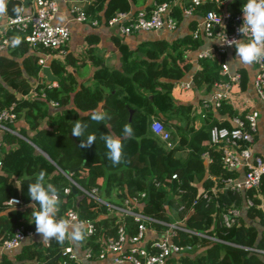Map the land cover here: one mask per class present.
<instances>
[{"label": "trees", "instance_id": "1", "mask_svg": "<svg viewBox=\"0 0 264 264\" xmlns=\"http://www.w3.org/2000/svg\"><path fill=\"white\" fill-rule=\"evenodd\" d=\"M245 2L246 0H233V12L240 11ZM19 4L18 0L9 1L7 7L11 16L17 14L14 8L19 7ZM129 7L130 0H92L83 10L87 17L101 19V22L107 24V20L115 11H127ZM178 7L172 12L177 19L176 26L183 18L181 8ZM214 7V2L207 0L200 5L199 12L204 14L207 9ZM19 41L11 51V55L18 58L0 55V106L15 103L18 116L25 112L23 120L27 128H21V132L29 141L9 133L2 136V144L9 142L10 147L0 155V239L10 236L15 227L22 223V219L26 218L25 215L28 228L36 229L31 221L32 207L27 214L17 207H10L6 213H1L7 208L5 201L12 194H16L12 189L15 177L19 179L17 194L21 202H31L33 205L34 202L28 195V187L30 183L35 182L39 172L44 170L46 182L52 183L59 191L61 204L57 216H61L65 209L73 207L78 211L80 218L94 219L98 227L97 232L91 235L87 244L96 247L99 245V242L95 241L97 237L115 233L119 213L87 194L83 195L76 207L77 195L82 191L76 187L77 192L74 193L70 180L58 167L71 172L72 179L82 187L90 189L97 186V194L102 193L103 198L111 202L118 203L126 195L145 189L148 196L142 199L140 210L166 220L175 217L173 210L177 206L176 199L188 200L195 194L196 186L191 185L192 182H198L207 188L213 183V176L206 175L232 174L221 166L219 151L214 149L210 141L209 128L217 123L216 118L196 130L181 134L183 138L179 143H186V156L175 154L181 145L166 147L150 128L153 119H159L163 123L161 115L168 113L173 101L171 90L174 82L182 79L191 70L192 62L187 52L195 50L201 43L200 37L194 38L191 31L171 40H144L134 50H130L118 38L115 42L120 52V65H100L90 78L81 83H78L76 74L68 71L65 66L52 63L54 73H59L55 80L56 85L39 82L33 89L37 95L32 99L22 97L32 90L26 76L36 77L39 65L36 63V56L28 52L27 42L23 38ZM199 61L201 69L196 71L194 82H205L208 89L212 82L221 76L216 62L207 59ZM15 91L22 96L18 97ZM49 100L56 101L60 107L54 114L48 111ZM93 109H102L111 119L103 123L92 121L88 114ZM217 110L229 116L238 114L228 105H223ZM240 115L243 116V113ZM77 121L88 124L85 135L94 134L97 137L90 148L78 147L81 139L86 137L70 136ZM104 123L110 127H105ZM125 124L133 129L130 137H124ZM27 129L33 132L29 133ZM109 133L122 138L124 160L119 165H113L108 159L105 142L100 139L102 134ZM35 147L46 153L49 159ZM205 151L212 157L210 162L203 159L202 154ZM173 172L178 174L186 191L181 196L170 197L166 191L156 189L149 182L150 177L162 179L169 177ZM176 184V181L172 182L173 191ZM66 187H70L68 192H65ZM252 191L248 194H252ZM260 192L264 196V176ZM219 198L220 201H229L239 200L241 196L227 192L221 193ZM254 200L255 206H242L240 223L228 229L216 226L215 230L221 238L264 249V237L261 235L264 228V211L259 206L260 199L256 197ZM218 210L214 199L206 200L200 196L194 210L186 218L185 225L204 231L212 223L213 216H218ZM123 219L128 230L134 231L136 225L133 217L127 215ZM174 240L200 241V247L204 248L196 255L194 252L199 247L183 254L172 255L167 264H176V261L180 262L179 264H264V252L246 250L220 241L213 242L184 231H179ZM66 244L67 240L60 244L55 239H52L48 246L41 243L24 244L16 254V263L33 264L37 261L41 264H57L58 259L48 261ZM0 264L14 262L3 254Z\"/></svg>", "mask_w": 264, "mask_h": 264}, {"label": "built area", "instance_id": "2", "mask_svg": "<svg viewBox=\"0 0 264 264\" xmlns=\"http://www.w3.org/2000/svg\"><path fill=\"white\" fill-rule=\"evenodd\" d=\"M214 8L207 9L201 21L192 30V36L199 38L204 36L215 40V44L197 50L196 59H209L216 62L219 66L220 78L212 82L211 93L208 98L203 99L204 107L218 109L223 105H228L235 109L238 114L229 118L230 125L214 123L209 128L210 141L216 151H219V162L221 166L231 171V175L213 176V183L209 187H204L198 182V190L191 199H176L177 206L173 212L176 214L172 220H166L144 213L139 207L142 206V199L148 196L145 189L137 190L132 195H126L120 202H111L97 194L98 187L90 189L78 185L71 177V172H64L70 180L71 186L79 188L83 194H87L96 200L108 205L110 210L117 211L116 230L114 234L99 236L95 241L98 246L87 244L91 235L97 232V224L94 219H82L76 208L69 207L64 214L58 218L69 219L74 223L85 225V238L81 242H75L82 249L79 255L70 242L62 246L59 250L57 264H103L107 254L111 255L110 264H167L172 255L183 254L188 250L200 247V241L178 242L174 236L179 231L205 237L210 241H220L227 244L242 247L246 250L264 252V249L250 245H241L232 241L225 240L217 233L216 226L228 229L240 223L242 206H255L254 198H259V206L264 211V196L260 192V184L264 176V159L256 153L252 147L255 133L257 130L258 112L250 110L240 115V102L233 100L234 87L240 85V73L230 71L226 55L230 49L236 56L234 45L229 46L224 43L227 38L244 39L238 28L243 23L242 9L233 12L229 8L222 6L223 0H212ZM203 3V0H160L154 1L149 12L138 10L133 15L127 11H115L107 20L108 25H116L121 35H130L142 30H158L165 28L173 31L177 26V19L172 15L174 7L179 6L184 14L191 15ZM32 9L28 12L21 11L16 15L9 16L6 21V31L0 35V51L14 48L17 43L15 40L23 38L32 47H43L46 49H61L68 41L70 36L69 26L65 23L54 22L58 11L56 0H31ZM76 19L88 20L91 24L98 23L97 18L88 19L83 9L72 7ZM47 54L40 56L38 61L43 65ZM256 72L253 77V85L258 97L264 105V61L254 63ZM180 85L187 89L189 82H181ZM36 94V93H35ZM51 104L57 105L56 101ZM15 103L8 106H0V130H4L16 135H20L14 125L18 113L15 111ZM150 128L168 148L173 144L170 140L171 133L164 126L161 120L153 119ZM209 157L208 151L203 153ZM1 165V161H0ZM241 169V172L238 170ZM176 181L173 194L172 182ZM156 189L164 190L170 197L181 196L186 192L182 186V180L176 172L169 177L158 179L150 177L149 181ZM65 192L70 187L65 188ZM252 194H248L249 191ZM231 192L240 195L241 199H231L220 201V194ZM202 196L206 200L214 199L218 210V216H213V221L204 231L189 228L185 225L186 218L194 210L198 198ZM103 198V199H102ZM19 203L20 198L11 196L8 203ZM168 213V211H167ZM130 215L136 225L134 231H129L123 217ZM32 230L25 225H18L12 234L1 241L2 248L12 250L19 246L24 239L32 234ZM156 232H161L159 237ZM223 233V232H222ZM264 237V228L261 231ZM50 244V240L45 243ZM180 262L176 261V264Z\"/></svg>", "mask_w": 264, "mask_h": 264}, {"label": "crops", "instance_id": "3", "mask_svg": "<svg viewBox=\"0 0 264 264\" xmlns=\"http://www.w3.org/2000/svg\"><path fill=\"white\" fill-rule=\"evenodd\" d=\"M9 1L11 0H5V5L7 9L6 14L4 16H0V35L7 30L6 21L7 18L11 16L8 13V7H7ZM18 1L20 3L19 7L22 9V11L28 12L32 9L31 0H18ZM154 1H160V0H130V7L127 10V12L129 13V15L135 14V12H137L138 10H145L149 12V9L152 7ZM205 1L207 0H203V3ZM232 1L233 0H223L222 6H225L226 8H229L230 10L234 11L231 5ZM56 2L58 6V11L55 15L54 22L62 23V24L65 23L69 26L70 29L69 39L61 49H46L43 47H32L27 43L28 52L36 56V63L39 65V69L36 77L26 76L29 84L31 85L32 90L29 93L25 94L24 96H22L19 93H16L15 91V94L18 95V97L22 96L23 98H28V99H32L33 97H36L37 94H35L36 92L33 89H35V87L39 82H47L50 83L51 85H56L55 80H48L47 77L43 74L42 67L45 65L50 66L51 72L54 75H56L57 78L59 73L58 74L54 73V69L51 66V64L55 63L56 65L65 66V68L68 71L76 74L78 83H81L87 78H90L93 71L100 65H104V64H107L108 66L120 65V61H119L120 52L115 42L116 39L119 38L123 43H125L128 46L130 50H134L136 49L138 44L144 40L156 39V38H165L171 40L175 37L189 33V31H191L192 33V30L201 21V18L203 16V14H200L199 12L200 6L191 15L184 14L181 9L183 18L181 19L178 26L173 31H169L165 28H161L158 30L137 31L130 35L123 36L120 34L116 25L105 24L104 22H101L102 21L101 19L97 18L98 23H96V25L91 24L88 20L82 21L76 19L74 12H72L70 9L72 7L85 9L86 6L92 2V0H56ZM174 9L176 8L174 7ZM12 10L13 8H11V11ZM87 18L93 19L90 17ZM200 39H201L200 46L193 51L189 50V52H187L192 62V67L190 72L187 73L182 79L174 82V86L172 87L171 90L173 101L169 106L168 113L165 115L163 114L161 115V117L163 118V124L166 125L165 127L171 133L170 140L173 144L172 147H174L175 145L182 146L180 149L175 151L176 155L186 156L187 154V148L184 147L186 143H182V144L179 143L181 141V138H183L181 134H183L184 132L186 133L188 131L191 132L193 130H196L201 125H204L208 121H211V119L213 118L214 119L216 118L217 123L223 122V124L230 125V121H229L230 116L227 113H220L218 112L217 109L213 107L206 108L202 105L203 99L209 97L211 93L212 85H210V87L207 89L208 87L207 83L204 82V83L196 84L194 82L196 71L201 69V64L199 61L201 59H196V54L199 48L207 47L209 45L215 44L216 42L213 39L205 38L203 35L200 36ZM13 49L14 48L0 51V55H6V56L18 58L16 56L11 55V51ZM44 54L47 55L46 57H44L45 61L42 65L38 61V58L40 56H44ZM226 60L229 64V68L231 72L238 71L240 73V77H241L240 85L239 87H234L235 92L233 94V100H235L236 102H240L241 105L243 106L241 107V110H239L241 111L240 113L244 114V112L250 110H256L258 112V133L256 135V138H254L252 147L254 151L260 154L264 159V105L261 99L258 97L255 87L253 85V77L256 72V67L254 64L245 65L240 63L239 58L235 57V55L233 54V49L229 50L228 54L226 55ZM216 66L218 67V71H219V66L217 64ZM183 81L189 82L190 87L187 89L183 88L180 85V83ZM51 101L53 100H49L47 103L48 111L54 114L57 110L60 109V107L58 106V104L57 105L51 104ZM23 112L20 116H17L16 121L14 123V127L18 130L20 135H16L14 133L0 130V155H2V153L10 147L9 142L8 143L4 142L2 144V136L4 133H9L10 135H14L29 141V139L21 132V128H27V124L23 120L24 118ZM27 131L29 133L33 132L32 130L30 131L29 129H27ZM35 148L40 153L43 152L37 147ZM202 156L205 162H210L212 160L210 154L209 157H206L203 154ZM58 169L61 170L63 173L66 172L62 170L60 167H58ZM238 172H241V169H239ZM206 176L211 177L214 175L208 174ZM12 185H13L12 189L16 191V194H12L11 196L19 197V195L17 194V192L19 191V187H18L19 179L17 177H15ZM194 186H196L195 188L197 191L198 186L200 185L196 183V185ZM100 196L104 197L102 193ZM193 196L191 198H193ZM5 204L7 205V208L1 213H6V211L10 207H17L21 210H24V213L27 214L31 211L30 208L32 207L31 202L22 203L21 200L19 203H8L6 200ZM61 216H57V217H61ZM25 217L27 218V215H25ZM26 218L22 219V223L20 225L23 224L28 228L27 226L28 219ZM32 231H33L32 234L28 235L19 246L15 247L12 250H6L2 248L1 246L2 238H1L0 258L1 255L4 254L5 256L10 258L12 263L14 262L15 264L17 262L16 254L21 250V247L24 244L41 243L45 246H48L42 240V237L36 233V229ZM67 241L68 243L71 242L74 245V248L76 249L79 255H82V249L79 247L77 243L72 242L70 240ZM203 248L204 247L197 248L196 251L194 252V255H196V253L203 250ZM110 262H111V255L108 253L103 264H110ZM33 264H41V263L34 261Z\"/></svg>", "mask_w": 264, "mask_h": 264}, {"label": "clouds", "instance_id": "4", "mask_svg": "<svg viewBox=\"0 0 264 264\" xmlns=\"http://www.w3.org/2000/svg\"><path fill=\"white\" fill-rule=\"evenodd\" d=\"M14 11H22L20 7H15ZM7 12L5 0H0V16ZM243 23L238 28L244 39L228 38L223 41L229 46L234 45L236 56L239 62L245 65H252L256 62L264 61V0H246L242 6ZM19 39L15 43L19 44ZM90 119L96 123H103L111 117L102 109H93L89 114ZM109 128L110 125L104 123ZM88 128L87 123L77 121L71 130V134L81 139L79 148H90L97 137L94 134L85 135ZM124 137H130L133 129L130 125L125 124L123 127ZM100 139L105 142L107 148V157L113 165H119L124 160L122 138L114 133L102 134ZM19 187V186H18ZM66 191V190H65ZM28 195L33 201L31 220L36 226V233L47 243L55 239L58 243L63 244L65 240L72 242H81L85 238V225L83 223H74L69 219L58 218L59 206L61 199L59 191L52 183L46 182V172L41 170L36 176L35 182L30 183ZM16 203H18L16 201ZM37 205L39 206L37 208ZM14 210V209H13Z\"/></svg>", "mask_w": 264, "mask_h": 264}, {"label": "water", "instance_id": "5", "mask_svg": "<svg viewBox=\"0 0 264 264\" xmlns=\"http://www.w3.org/2000/svg\"><path fill=\"white\" fill-rule=\"evenodd\" d=\"M42 72H43V74L47 77L48 80H56V79H57V76L54 75V74L51 72V70H50V66H47V65L43 66V67H42ZM23 116H24V112H23ZM70 136H71L72 138H75L71 133H70ZM42 153H43L46 157H48V156L46 155V153H44V152H42ZM48 158H49V157H48ZM72 190H73L74 193L77 192V190H76V188H75L74 186L72 187ZM82 197H83V194H81V195H77V199H76V207L78 206L79 200H80V198H82ZM58 258H59V253H58L55 257L51 258L48 262H51V261H53V260H57Z\"/></svg>", "mask_w": 264, "mask_h": 264}, {"label": "rangeland", "instance_id": "6", "mask_svg": "<svg viewBox=\"0 0 264 264\" xmlns=\"http://www.w3.org/2000/svg\"><path fill=\"white\" fill-rule=\"evenodd\" d=\"M12 126H14V125H12ZM257 133H258V120H257V130H256V133H255V138H256V135H257ZM113 196H115V195H113ZM103 199V198H102ZM105 200V199H104ZM174 213V215L176 214L175 212H173ZM162 235V233L161 232H156L155 233V236L156 237H159V236H161Z\"/></svg>", "mask_w": 264, "mask_h": 264}]
</instances>
